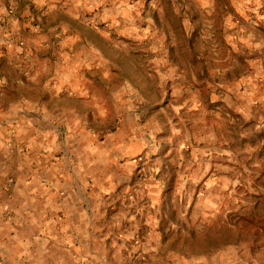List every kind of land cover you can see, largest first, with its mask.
Returning a JSON list of instances; mask_svg holds the SVG:
<instances>
[{
  "label": "rangeland",
  "instance_id": "rangeland-1",
  "mask_svg": "<svg viewBox=\"0 0 264 264\" xmlns=\"http://www.w3.org/2000/svg\"><path fill=\"white\" fill-rule=\"evenodd\" d=\"M0 76L125 139L142 215L190 250L264 264V0H7Z\"/></svg>",
  "mask_w": 264,
  "mask_h": 264
},
{
  "label": "crops",
  "instance_id": "crops-1",
  "mask_svg": "<svg viewBox=\"0 0 264 264\" xmlns=\"http://www.w3.org/2000/svg\"><path fill=\"white\" fill-rule=\"evenodd\" d=\"M43 110L0 99V264H248L235 246L190 250V233L142 215L125 139Z\"/></svg>",
  "mask_w": 264,
  "mask_h": 264
}]
</instances>
